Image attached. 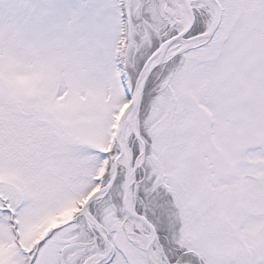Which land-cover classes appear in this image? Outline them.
I'll use <instances>...</instances> for the list:
<instances>
[{"label":"snow or ice","instance_id":"snow-or-ice-1","mask_svg":"<svg viewBox=\"0 0 264 264\" xmlns=\"http://www.w3.org/2000/svg\"><path fill=\"white\" fill-rule=\"evenodd\" d=\"M0 264H264V0H0Z\"/></svg>","mask_w":264,"mask_h":264}]
</instances>
